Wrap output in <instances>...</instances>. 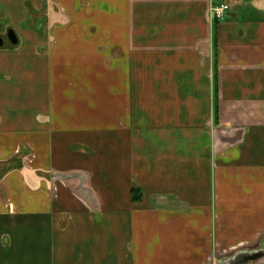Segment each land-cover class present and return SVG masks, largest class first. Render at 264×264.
<instances>
[{"label": "crops", "instance_id": "0c3cea01", "mask_svg": "<svg viewBox=\"0 0 264 264\" xmlns=\"http://www.w3.org/2000/svg\"><path fill=\"white\" fill-rule=\"evenodd\" d=\"M10 29L0 264H264V0H0Z\"/></svg>", "mask_w": 264, "mask_h": 264}, {"label": "built area", "instance_id": "2783aa9c", "mask_svg": "<svg viewBox=\"0 0 264 264\" xmlns=\"http://www.w3.org/2000/svg\"><path fill=\"white\" fill-rule=\"evenodd\" d=\"M230 9V3L227 1L215 3L210 8L213 19H216L217 21L225 20L228 16Z\"/></svg>", "mask_w": 264, "mask_h": 264}, {"label": "water", "instance_id": "95a60500", "mask_svg": "<svg viewBox=\"0 0 264 264\" xmlns=\"http://www.w3.org/2000/svg\"><path fill=\"white\" fill-rule=\"evenodd\" d=\"M8 38L11 40L12 43L16 44L18 42V38H17V35L15 33V31L13 29H10L8 31ZM4 45V38L0 35V47H2ZM262 253L261 252H254V253H247V254H244V256H240L238 258L241 259L243 258L242 260L247 263L253 259H257L259 257H261Z\"/></svg>", "mask_w": 264, "mask_h": 264}, {"label": "trees", "instance_id": "16d2710c", "mask_svg": "<svg viewBox=\"0 0 264 264\" xmlns=\"http://www.w3.org/2000/svg\"><path fill=\"white\" fill-rule=\"evenodd\" d=\"M131 191H132V199L133 200H137L141 197V192H140L139 188L133 186Z\"/></svg>", "mask_w": 264, "mask_h": 264}, {"label": "flooded vegetation", "instance_id": "af4514ba", "mask_svg": "<svg viewBox=\"0 0 264 264\" xmlns=\"http://www.w3.org/2000/svg\"><path fill=\"white\" fill-rule=\"evenodd\" d=\"M3 38H4V41H5V39H7L8 38V32H7V34L6 35H2V34H0ZM9 39V38H8Z\"/></svg>", "mask_w": 264, "mask_h": 264}]
</instances>
